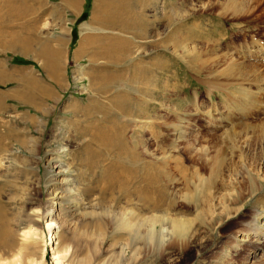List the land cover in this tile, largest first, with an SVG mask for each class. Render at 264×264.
<instances>
[{"label": "rangeland", "instance_id": "374dc122", "mask_svg": "<svg viewBox=\"0 0 264 264\" xmlns=\"http://www.w3.org/2000/svg\"><path fill=\"white\" fill-rule=\"evenodd\" d=\"M0 34V226L56 223L20 264H264V0H0Z\"/></svg>", "mask_w": 264, "mask_h": 264}, {"label": "bare ground", "instance_id": "6f19581e", "mask_svg": "<svg viewBox=\"0 0 264 264\" xmlns=\"http://www.w3.org/2000/svg\"><path fill=\"white\" fill-rule=\"evenodd\" d=\"M98 9L96 10V14H95V12L93 13V16L91 17V20H90V25L89 26L86 25L87 27L82 26L83 31H85L88 27L93 28V25H95L96 23L99 25L102 24V20L100 19V12ZM105 24H106V22H105ZM104 26L105 25H103V27ZM87 38L88 37L83 38L82 42H84L85 39H87ZM0 43L2 44V47L9 50V48H10L9 42H6V41L0 39ZM18 43L19 42H17V41L14 42L15 45H18ZM41 55L45 58L44 60H50L51 61V62H48V63H50V70L54 71L56 68L55 63L57 62V52L51 48V49H48V50L42 52ZM120 183L122 185H124V184H126V180H122ZM53 206H54V203H51L49 205V207L46 208L45 213L41 212L38 215H34V217H31L29 219V221L27 220L28 225L21 228L20 231L18 232V234L14 233L13 230L7 229V227L3 228L0 226V248H2V247L13 248L12 251L14 253V256H16V260L13 261L12 264H20L21 260L28 259L34 254L35 251L37 252V250H38L37 240H39V239L42 240V238H41L42 235L40 233H38L40 230L37 231V229H35V228L33 229V227L37 226V224H38V222H40V220H44V222L46 224L45 229L49 233V238H50L49 243H52V241H54L53 240L54 234H55L54 229L56 228V223L54 222L55 215L51 211ZM1 219H2V216H1V212H0V222H1ZM172 226H173V232L175 231V233L177 235L181 236V234H184L186 232L187 223H185V222L173 223ZM16 235H19V237L23 241V244L20 245V247L14 248V241H15ZM40 235H41V237H40ZM43 257H44V252L41 253V258H40L39 262L34 263V264H42L43 263ZM59 258L63 259L62 257H57L56 261Z\"/></svg>", "mask_w": 264, "mask_h": 264}, {"label": "trees", "instance_id": "16d2710c", "mask_svg": "<svg viewBox=\"0 0 264 264\" xmlns=\"http://www.w3.org/2000/svg\"><path fill=\"white\" fill-rule=\"evenodd\" d=\"M85 18H86V13H83L81 19H85Z\"/></svg>", "mask_w": 264, "mask_h": 264}, {"label": "crops", "instance_id": "0c3cea01", "mask_svg": "<svg viewBox=\"0 0 264 264\" xmlns=\"http://www.w3.org/2000/svg\"><path fill=\"white\" fill-rule=\"evenodd\" d=\"M2 49H4V50L8 51V49H5V48H2Z\"/></svg>", "mask_w": 264, "mask_h": 264}]
</instances>
